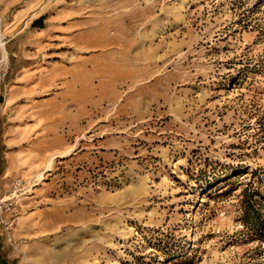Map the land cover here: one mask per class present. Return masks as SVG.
Here are the masks:
<instances>
[{
	"label": "rangeland",
	"instance_id": "374dc122",
	"mask_svg": "<svg viewBox=\"0 0 264 264\" xmlns=\"http://www.w3.org/2000/svg\"><path fill=\"white\" fill-rule=\"evenodd\" d=\"M0 255L264 264V0H0Z\"/></svg>",
	"mask_w": 264,
	"mask_h": 264
},
{
	"label": "trees",
	"instance_id": "16d2710c",
	"mask_svg": "<svg viewBox=\"0 0 264 264\" xmlns=\"http://www.w3.org/2000/svg\"><path fill=\"white\" fill-rule=\"evenodd\" d=\"M34 24V23H33ZM0 264H8L7 260L0 255Z\"/></svg>",
	"mask_w": 264,
	"mask_h": 264
},
{
	"label": "bare ground",
	"instance_id": "6f19581e",
	"mask_svg": "<svg viewBox=\"0 0 264 264\" xmlns=\"http://www.w3.org/2000/svg\"><path fill=\"white\" fill-rule=\"evenodd\" d=\"M27 257H32V256L30 255V256H27ZM28 260H29V261H32V259L27 258V261H28Z\"/></svg>",
	"mask_w": 264,
	"mask_h": 264
},
{
	"label": "crops",
	"instance_id": "0c3cea01",
	"mask_svg": "<svg viewBox=\"0 0 264 264\" xmlns=\"http://www.w3.org/2000/svg\"><path fill=\"white\" fill-rule=\"evenodd\" d=\"M37 22V21H36ZM29 259H32V260H34L35 261V259H33V258H30V257H28Z\"/></svg>",
	"mask_w": 264,
	"mask_h": 264
}]
</instances>
